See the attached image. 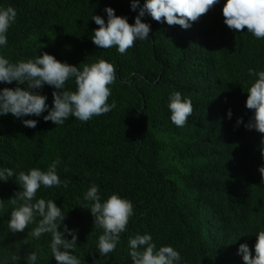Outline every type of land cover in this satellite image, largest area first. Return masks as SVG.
<instances>
[{"label": "trees", "instance_id": "16d2710c", "mask_svg": "<svg viewBox=\"0 0 264 264\" xmlns=\"http://www.w3.org/2000/svg\"><path fill=\"white\" fill-rule=\"evenodd\" d=\"M144 2L140 0V7ZM225 3L219 0L210 9L215 12L208 11L188 29L157 22L145 13L141 19L150 25L149 37L120 54L116 46L101 49L93 44L98 25L92 16L99 15L106 22L104 9L111 7L133 24L139 8L133 11L130 0H0V8L11 6L17 11L15 23L6 33L7 44L0 46V55L10 62L34 60L47 52L80 70L100 59L116 69L107 101H114L116 106L106 114L87 122L70 116L57 126L44 121L47 111L40 116L12 115L13 120L6 125L7 135L6 119L0 118V169L11 168L16 174L32 168L47 171L53 161L59 160L57 175L62 182L70 181L68 187L63 183L60 187L41 185L32 202L53 200L61 208L63 224L76 230L77 246L72 255L81 264H106L113 259L98 256L103 229L94 225L92 202L84 199L86 186L99 187L101 202L111 192L134 199L140 206L130 231H147L154 226L158 243L177 244L181 235L174 215L184 203L200 221L201 208L220 211L233 200L236 185H245L243 174L248 176L249 169L256 171V167L264 166L260 151L264 134L245 127L253 116L246 108L247 91L257 79L249 75V69L264 71V38H256L246 28L240 32L226 30L222 14ZM220 27L230 36L232 50L225 51L210 68L195 66L196 55L208 43L197 35L212 36ZM17 86L16 82L0 83V88ZM64 87L75 91V78L70 77ZM36 91L47 96L51 108L54 88L45 84ZM176 91L192 102V114L183 127L171 122L168 101L164 102L168 92ZM155 94L161 101L139 114L146 102L157 100ZM241 117L243 123L237 125ZM25 119L37 120L36 127L24 126ZM240 170L241 174L235 175ZM39 219L36 214L34 221L19 232L25 233L24 239L0 218V264H29L26 258L33 251L37 254L35 264H57L51 253V234L38 239L29 236ZM259 228L258 218L252 217L248 235ZM58 230L63 231V225ZM66 238L70 240L71 236L66 234ZM127 238H120L119 246ZM14 255L20 259L13 261ZM190 264L242 263L230 251L214 261L202 263L198 258Z\"/></svg>", "mask_w": 264, "mask_h": 264}, {"label": "clouds", "instance_id": "9594fccd", "mask_svg": "<svg viewBox=\"0 0 264 264\" xmlns=\"http://www.w3.org/2000/svg\"><path fill=\"white\" fill-rule=\"evenodd\" d=\"M218 2L219 0H145L140 7V0H130L133 11L139 8L133 24L128 22L126 16H118L113 8L106 7V22L99 15L92 16V20L98 25L93 32L92 42L101 49L116 46L119 53L124 54L138 40L144 41L149 37L150 25L141 19L145 13L157 22L188 29L192 22H196L208 11L215 12L210 9ZM222 14L226 30L240 32L246 28L256 38H264V0H226ZM16 16L17 11L13 7L0 8V46L7 44L6 33L15 23ZM214 31L216 33L209 37L208 34L197 35L208 41L203 51L196 55L194 65L199 68H210L224 57L225 51L233 48L234 44L229 43L230 36L225 35L223 27ZM249 75L257 79L247 91L246 108L252 110L253 116L245 127L264 134V71L249 69ZM70 77L75 78V91L65 90V83ZM115 80L114 65L103 59L91 65L85 64L80 70L77 66L57 60L47 52L34 60H21L17 63L0 55V83L16 82L18 85L15 88H0V118L8 117V120H13V116H40L47 111V115L43 116L44 121H51L56 126L64 124L70 116L87 122L93 116L106 114L115 108L114 101L112 104L107 102L111 95L109 85ZM25 84L27 87H24ZM45 84L54 88L51 108L46 102L47 96L36 91ZM159 94L154 95L156 101L146 102L139 114L152 109L157 101H161L162 98L158 99ZM167 101L171 122L177 127L185 126L193 111L191 100L182 98L181 93L176 91L167 93L164 102ZM227 115L231 118V110ZM241 123L242 117L237 119V125ZM23 124L35 128L37 120L25 119ZM260 151L264 158V138L261 140ZM58 163L59 160L53 161L47 171L32 168L27 173L21 171L19 174L14 173L11 168L0 169V218L4 224L9 222L8 227L12 232L19 233L38 214V225L29 236L38 239L42 234L50 233L51 253L57 264H81L72 255L77 246L76 230L63 224L65 215L61 208L53 200L41 198L32 202L41 185L49 188L60 187L63 183V187H68L70 181L62 182L57 175ZM246 178L242 183L245 185H236L233 200L220 211L207 206L201 208L200 221L195 219L184 203L174 215L175 225L181 235L177 244L158 243L153 235L156 229L154 226L147 231H130L131 220L133 215L134 219L138 216L137 209L140 206L134 199L119 192H111L101 202L99 187L95 184L86 186L84 199L92 202L90 212L94 217V225L103 229V234L98 238V256L102 259L113 258L106 264H190V261L198 258L202 263L214 261L222 254L232 251L242 264H264V166L256 167V171L249 169ZM252 217L258 218L260 228L250 236L248 230ZM62 225L63 231H59ZM1 228L0 226V233L3 231ZM212 229L214 236L210 241L209 231ZM66 234L71 236L70 240L66 238ZM125 235L128 236L126 243L119 246L120 238L123 239ZM17 237L26 239L25 233H19ZM124 251L126 257L122 258ZM116 258L120 259L117 261ZM19 259L18 255L12 257L13 261ZM26 259L29 264H35L36 252L29 253Z\"/></svg>", "mask_w": 264, "mask_h": 264}, {"label": "bare ground", "instance_id": "6f19581e", "mask_svg": "<svg viewBox=\"0 0 264 264\" xmlns=\"http://www.w3.org/2000/svg\"><path fill=\"white\" fill-rule=\"evenodd\" d=\"M212 111H210V113H211ZM216 114H218V116H219V113H216ZM210 115V114H209ZM7 122H8V117L6 118V120H5V123H4V133L7 135V128H6V125H7ZM222 150H225V147L222 149ZM244 168V167H243ZM241 170L238 172V173H234L235 175H237V176H239L240 174H241ZM247 177V175H245V174H243V177H242V179H243V181H246V178ZM120 185V182L119 183H114V185L112 186V188L115 186V185ZM247 198H248V196H247ZM246 209H247V207H246ZM211 223V222H210ZM214 229H215V227H214ZM214 229H212V231H209V234H210V238H209V240L211 241L212 239H213V236H214ZM128 253H130V251H128Z\"/></svg>", "mask_w": 264, "mask_h": 264}]
</instances>
